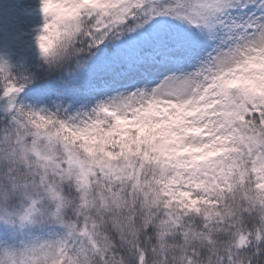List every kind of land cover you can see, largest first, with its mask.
I'll list each match as a JSON object with an SVG mask.
<instances>
[{
	"label": "snow or ice",
	"instance_id": "snow-or-ice-1",
	"mask_svg": "<svg viewBox=\"0 0 264 264\" xmlns=\"http://www.w3.org/2000/svg\"><path fill=\"white\" fill-rule=\"evenodd\" d=\"M0 264H264V0H0Z\"/></svg>",
	"mask_w": 264,
	"mask_h": 264
}]
</instances>
